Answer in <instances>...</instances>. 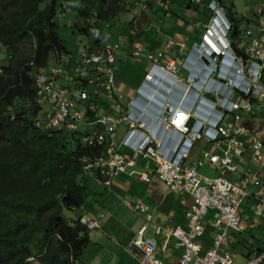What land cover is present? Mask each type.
<instances>
[{"label":"crops","instance_id":"obj_1","mask_svg":"<svg viewBox=\"0 0 264 264\" xmlns=\"http://www.w3.org/2000/svg\"><path fill=\"white\" fill-rule=\"evenodd\" d=\"M168 1L167 12L152 3L143 9L145 1L138 3L135 6L136 9H133L135 13L129 15L114 31H108L113 23L102 27V34L97 36L102 38L104 35L105 43L118 44L112 70L114 97H107V92L101 89L94 92V88L91 87L88 90L91 99L85 101L83 105L81 104L84 102L80 103V107L87 109L86 114L87 118H91L90 121H95L101 116L119 118L132 113L138 120L145 123L144 132L151 139L160 140L162 152L167 157L173 158L182 142L176 133L165 131V114L180 109L195 118L200 114L202 115L201 119L205 120L206 112L201 105L197 106L202 90H199L198 87L189 88L186 86L185 88V84H179L178 81L175 83L172 77L161 73L153 80L145 79L153 64L146 59V55L148 53H163L167 59L177 62L180 68L179 75L185 79L187 77L198 78L200 86L213 87L218 83H213V80L206 77L204 73L206 61L202 63L198 60L188 73L181 68L191 47L203 40V27L211 16L206 7L210 0H204V4L200 8L193 7L190 0ZM217 1L227 12L233 13L234 19L238 14L236 12L238 7L243 9L242 14L245 12L248 20H252L255 10L264 5V0ZM66 9H68V4L64 5L63 10ZM127 13L129 14L131 11ZM62 19L60 20L61 24L64 23ZM234 22L238 23L237 20ZM133 25L137 27L135 33L130 31ZM87 44L88 38L84 45ZM245 45L246 43L242 47ZM135 51L139 52V56L134 58ZM67 55L69 56V54ZM77 58H68L64 71L72 73L76 71L79 67ZM61 59L62 57H57V65H60ZM56 82L59 86L68 87V83L64 79H58ZM224 84L219 81V86L224 87ZM139 89H141L140 102L130 108L129 101ZM90 103L94 105V111L87 108ZM117 103L122 106L124 113H121L117 108ZM159 104L164 106L159 108ZM166 105L169 108L164 110ZM260 105L261 108L255 112L241 113L243 124L248 129V133L237 137L242 148L241 156L232 155L230 157L236 166L235 172H226L223 175L219 171V166H211L203 158L205 152L223 156L228 151L226 138H222L216 145L204 137L197 140L189 150L187 158L184 159V164L188 167H195L200 175L211 178L223 176L234 185H239L240 179L249 171L259 176L264 182V170L259 163L252 159L250 146L254 135L262 140L264 138V117H261L264 113V98L260 100ZM221 125L231 129L234 123L230 116H227ZM81 127L84 132L102 131L99 126H95V129L94 127ZM126 131L127 124L125 122L116 125L114 140L117 143L121 142ZM108 143L109 141L106 140L102 146L105 153H107ZM118 153L125 158L130 156V152L123 147L118 149ZM140 172L152 177L151 184L139 181L137 174ZM81 179L86 185L85 203L80 209L69 210L67 217L75 220L87 218L98 223L99 228L87 230L88 243L81 252L78 262L82 264H139L132 243L137 232L142 227H147L146 238L152 239L157 244L156 257L163 264L179 263L184 252V245L170 232L177 228L187 231L186 213L192 199L186 194L179 195L170 192L156 176V165L152 160L139 157L134 166L113 178L108 187L103 184V178L98 176L95 171L84 173ZM247 192L251 195L256 192V189L249 186ZM253 204L254 201L251 197L243 200L240 209L247 229L241 234L228 231V236L233 237L221 248V250L234 253L237 264H244L250 260L255 251L264 252V217L259 218L252 215ZM213 216L214 212L210 211L204 220L206 226L203 238L204 250L211 247L213 238L223 230L213 226Z\"/></svg>","mask_w":264,"mask_h":264},{"label":"built area","instance_id":"obj_2","mask_svg":"<svg viewBox=\"0 0 264 264\" xmlns=\"http://www.w3.org/2000/svg\"><path fill=\"white\" fill-rule=\"evenodd\" d=\"M155 5L164 11H168V0H152ZM190 4L197 7L203 5V0H190ZM212 17L208 24L204 26V37L201 45L194 48L200 53L199 59L206 60V75L216 77L224 82V87H210L204 90L209 96L214 108H219V128L212 133L208 130H192L188 126L190 115L180 109L166 113L164 117L165 128L174 131L187 138L185 143L191 147L192 141L206 136L210 142L218 143L222 138L228 140V151L223 156L203 154V158L211 165H219V171L224 175L226 172H235L236 166L231 160V156L240 157L242 148L240 147L238 136L248 133V129L243 124L241 113L250 114L261 108L260 100L264 98V85L262 82L264 74V7L255 10L253 16V27H246L242 32L238 23L227 19V10L220 2L211 1L208 4ZM245 14V12L243 13ZM248 18H242V24L247 26ZM235 30L236 35L230 39L231 32ZM227 41L229 49L222 48V44ZM246 41L245 47L242 43ZM117 46L107 44L101 49L95 50L91 55H82L86 63H94L100 72L105 75V90L111 96L113 90L114 77L111 65L114 62V55ZM139 56L138 51L134 53ZM146 59L153 64V71H150L146 78L152 80L154 74L165 73L176 78L179 68L174 60H169L161 52L148 53ZM233 59V64L228 62ZM163 63L165 65H163ZM221 64L224 65L221 66ZM219 65V67H218ZM153 72V73H152ZM58 69H52L48 74H39L36 78V104L45 113L43 122L37 120L36 126L44 127L47 130L58 131L65 127L68 131H74L79 124H85V111L77 106L81 102L88 100L86 91L79 87L66 89L55 84L56 77L59 76ZM87 72L84 70L81 77L86 78ZM195 77H189L188 87L195 84ZM68 81H72L68 77ZM135 101L129 103L133 108ZM117 108L124 113L122 106L117 103ZM88 109L94 111L93 104H89ZM87 111V110H86ZM235 112L233 115L234 126L229 129L223 127L222 121L225 114ZM211 116L209 113L207 114ZM125 122L127 124L128 136L122 145L129 148L132 155L129 159L124 158L116 152V144L113 140L116 125ZM206 123H210V119ZM102 128V133L97 131L83 137V143L89 146L103 144L109 141L107 156L97 158L94 162L83 159L86 163L85 170L95 167L104 178L105 185H109L112 178L125 172L128 166L135 163L137 157L148 158L156 165V175L158 179L171 192L179 195L188 194L192 203L186 213L188 218L187 231L177 228L170 232L184 245V252L178 264H237L235 255L231 251L221 250L233 236H228V231L234 234H241L246 231L247 224L243 219L241 205L244 199L251 197L254 201V208L251 213L254 217H264V182L259 176L248 172L240 179L239 185L219 176L209 178L201 176L195 167H188L184 164V159L188 156V149L180 148L175 157L170 158L161 150L159 139L146 137L143 141H132L139 128H144L145 123L138 120L132 113L119 118L111 116H101L94 123ZM215 126V125H213ZM185 145V146H186ZM252 148V159L259 163L264 170V144L261 138L254 135L250 141ZM139 179L145 183H150L151 178L147 174H139ZM253 186L256 192L251 195L247 188ZM208 211L214 212V226L223 230L213 240L212 248L203 251L202 238L205 227L203 219ZM81 224L89 229L98 227L95 222L82 219ZM147 227L141 228L133 241L137 253L139 264H163L157 259L155 252L157 245L152 239L146 238ZM229 237V238H228ZM244 264H264V252L255 251L253 257Z\"/></svg>","mask_w":264,"mask_h":264},{"label":"trees","instance_id":"obj_3","mask_svg":"<svg viewBox=\"0 0 264 264\" xmlns=\"http://www.w3.org/2000/svg\"><path fill=\"white\" fill-rule=\"evenodd\" d=\"M64 2L76 13L73 28L86 39L93 33L95 43L103 26L138 4ZM58 12L64 17L61 0H0V51L7 58L0 67V264H27L29 258L34 264H71L88 243L87 230L67 213L85 203L82 160L97 158L103 147L80 143L78 131L35 125V77L47 70L52 55L69 54Z\"/></svg>","mask_w":264,"mask_h":264},{"label":"clouds","instance_id":"obj_4","mask_svg":"<svg viewBox=\"0 0 264 264\" xmlns=\"http://www.w3.org/2000/svg\"><path fill=\"white\" fill-rule=\"evenodd\" d=\"M46 1V0H45ZM212 0H210L207 4H206V7H207V9H208V4L211 2ZM213 1H217V0H213ZM150 2L152 3V4H154L153 3V1L152 0H150ZM217 2H219V1H217ZM66 3L64 2V0H62V10L64 9V5H65ZM203 4H204V0H203ZM147 5L148 4H145V8H143V9H146V7H147ZM149 6V5H148ZM202 6V5H201ZM200 7V6H199ZM209 10V9H208ZM64 12H65V10H63ZM210 11V10H209ZM228 13V12H227ZM210 18H209V21H210V19H211V17H212V14H211V12H210ZM63 18V15L60 13V12H58V15H57V20L60 22V20ZM209 21H208V23H209ZM231 22H234L233 21V19H232V21ZM207 23V24H208ZM235 23V22H234ZM206 25V24H205ZM204 25V26H205ZM204 28V27H203ZM102 29V28H101ZM137 29V27L135 26V25H133V26H131V29H130V31L132 32V33H135V30ZM102 34V31H101V33H100V35ZM104 34V33H103ZM236 35V34H235ZM235 37V36H234ZM234 39V38H233ZM233 39H231V40H233ZM105 36L103 35L102 36V38L100 37V40L98 39V42L97 43H95L94 42V39H93V33L91 34V36L88 38V44L87 45H84V47H82V49L80 50V52H79V54H78V58H77V60H78V62H79V67H78V69H76V71H73V73L72 72H67V71H64V68L66 67V66H64L62 69L59 67V65H57L56 64V66H49L48 68H47V70H45V71H43V72H41V73H39V74H48L52 69H58L59 71H60V73H59V76L58 77H56V79H55V84L57 85V80L58 79H64L67 83H68V87H62V86H60V87H62V88H66V89H70V88H73L74 86H76V87H79V88H81L82 90H84V91H86V93L88 94V96H89V98H88V100L87 101H89L90 99H91V94L89 93V88H94V92H97V90H99V89H101V90H104V91H106L105 90V87H104V85H105V82H106V79H105V75H104V73L103 72H100L99 70H98V67L99 66H97L96 64H94V63H90V64H87L86 63V59L85 58H83V54L85 53L87 56H89V55H91L95 50H97V49H101V48H103L105 45H107V44H115L116 46H117V50H116V53H117V51H118V44H116V43H114V42H112V43H105ZM203 41V40H202ZM202 41L201 42H198V43H195L192 47H191V49L188 51V53H187V58L184 60V62H183V64H182V66H181V68H183L184 70H186L187 71V73L189 72V70H191L194 66H195V64H196V62L199 60V61H201L202 63H203V61H206L205 59L204 60H200L199 59V56H200V53L198 52V51H196L195 50V48H194V46L195 45H201L202 44ZM93 42V43H92ZM225 44H222V48H224V49H229V46H227L228 45V42L227 41H225L224 42ZM135 52H137V51H135ZM134 52V53H135ZM116 53H115V55H114V62H115V56H116ZM134 53H133V56H134V58L135 57H138V56H135L134 55ZM139 53V52H138ZM59 57H61V55L59 56ZM114 62L112 63V65H111V69L113 70V64H114ZM176 62V61H175ZM207 62V61H206ZM228 62L229 63H231V64H233V59H228ZM56 63H57V61H56ZM177 63V62H176ZM208 63V62H207ZM163 65H165L164 63H163ZM178 66V65H177ZM221 66H223L224 67V65L223 64H221ZM0 67H1V65H0ZM218 67H219V65H218ZM179 68V67H178ZM86 71L87 72V75H86V78H83V77H81V73H82V71ZM150 71H153V65H152V67H151V69H150ZM113 73V72H112ZM153 73V72H152ZM179 73H180V68H179V71H178V74H177V76H176V78H174L173 76H170V75H168V76H170V77H172V79L175 81V83L178 81L179 82V84H185V88H186V86H188L189 85V83H188V79H189V77H187L186 79H185V77H182L181 75H179ZM204 73H206V69H205V71H204ZM39 74H37L36 75V77H35V85H36V78H37V76L39 75ZM160 73H158V74H154V76H153V79H155L156 77H157V75H159ZM161 74H164V75H166L165 73H161ZM206 75V74H205ZM68 77H71L72 78V81H68ZM206 77L208 78V79H211V80H213L214 82L213 83H218V85H216V86H213V87H219V79L217 78L216 79V77H214V76H212V77H208L207 75H206ZM263 77H264V74H263ZM145 79H147L146 77H145ZM152 79V80H153ZM184 81V82H183ZM177 82V83H178ZM198 82H199V79L197 78L196 80H195V84H194V86H192V87H198L199 88V90H202V94L200 95V98L198 99V104H197V106H199V105H201L202 106V109H204V111L206 112V114L204 115V116H207V118L205 119V120H203V119H201V116L202 115H200V114H198L196 117L197 118H195V117H193L192 115H190V118H189V121L191 120V119H193L194 118V123H193V125L192 126H189L190 128H192V130H196V129H198L199 131L200 130H202L204 133H206L208 130H211L212 131V133H214V132H216V128L218 129L219 128V108L218 109H216V108H214L213 107V105H212V103H211V100H210V98H209V96H207L206 94V92L204 91V90H206V89H208V88H210L211 86H200L199 84H198ZM59 86V85H58ZM37 88V87H36ZM37 92V91H36ZM107 92V91H106ZM140 92H141V89H139V90H137V93H136V95L129 101V103L133 100V101H135V106L140 102ZM94 94V93H93ZM107 97H109V98H112V97H114V95H113V93H112V95L110 96L108 93H107ZM35 99H36V97H35ZM25 103V102H24ZM23 103V104H24ZM82 103V102H81ZM35 104H36V102H35ZM83 104H85V102L84 103H82L81 105H83ZM90 104H92V103H90ZM37 105V104H36ZM80 104L77 106L78 108L81 106ZM163 104H159L158 105V107L159 108H162L163 106H162ZM38 106V105H37ZM39 107V106H38ZM40 108V110H39V117L37 118V119H35V125H36V122H37V120H40V121H42L43 122V120H44V117H45V113H44V111L41 109V107H39ZM88 108V107H87ZM169 107L166 105L165 107H164V110H167ZM80 110H84L85 111V114H86V110L87 109H84V108H81L80 107ZM177 110V109H176ZM186 112V111H185ZM210 114L211 116H209V115H207V114ZM189 114V113H188ZM192 116V117H191ZM88 117V115L86 114V117H85V124H79L77 127H76V129L74 130V131H69V132H77V131H80L79 130V128L81 127V126H87V127H94V129H95V126H97V125H88L89 123H94V122H96V120L95 121H90V119L91 118H87ZM100 118V117H99ZM208 118L210 119V122H211V124L210 123H206V121H208ZM196 120V121H195ZM188 121V122H189ZM213 125H215V126H213ZM36 127H38V128H40V129H43V130H46V131H51V130H47L45 127H44V124H42L41 126H36ZM164 128H165V126H164ZM63 129H65V130H67L65 127H63L62 129H60V130H63ZM146 128L144 127V128H139L138 130H137V132H136V134L134 135V137H133V142L134 141H139V142H141V141H143L146 137H149L145 132H144V130H145ZM60 130H58V131H60ZM68 131V130H67ZM96 131V130H95ZM95 131H92V132H81V133H79L80 134V143L82 142L83 143V137L85 136V135H87V134H90V133H93V132H95ZM165 131H167V132H171V133H176V132H174V131H168V130H166V128H165ZM52 132H55V131H52ZM98 133H102L103 131H101V132H99V131H97ZM177 135H179V138H181V145H180V150H179V152L183 149V148H189V147H187V145L185 144L186 142H187V138L186 139H184L183 140V137L180 135V134H178V133H176ZM127 136H128V129H127V131H126V133H125V136H124V138L122 139V141L121 142H119V143H117L115 140H114V137H113V140H114V142H115V144H116V152L118 153V149L120 148V147H123V148H126L129 152H130V156H129V158L131 157V155H132V152L130 151V149L129 148H127V147H125V146H123L122 145V142H124V140H126L127 139ZM204 138H206L207 140H209L206 136H203ZM202 137V138H203ZM150 138V137H149ZM202 138H200V139H202ZM151 139V138H150ZM200 139H197V140H200ZM197 140H195V141H192V145L197 141ZM160 141V140H159ZM210 143H212V142H210ZM84 144V143H83ZM212 144H214V145H216V144H219V141H218V143H212ZM84 145H86V144H84ZM186 145V146H185ZM192 145H191V147H192ZM86 146H89V145H86ZM97 146H104V143L103 144H96V145H93V146H91V147H97ZM109 145H107L106 146V148L108 147ZM90 147V146H89ZM191 147L188 149V154H189V150L191 149ZM108 149V148H107ZM178 152V153H179ZM209 153V152H208ZM120 154V153H119ZM210 155H211V153H209ZM121 155V154H120ZM102 156H106V158H108V156H107V153H105V152H103V154H101L100 156H98L97 158H99V157H102ZM123 156V155H122ZM216 156H218V155H216ZM124 157V156H123ZM97 158H95V159H93V160H90V159H87V158H84V159H87L89 162H94ZM125 158V157H124ZM129 158H126V159H129ZM139 157H137L136 158V160L138 159ZM140 158H142V157H140ZM142 159H145V158H142ZM136 160H135V163H136ZM83 161V160H82ZM208 163H209V161L208 160H206ZM135 163H134V165H135ZM210 164V163H209ZM84 167H83V173H90V172H93V171H97V175L98 176H101L102 178H103V176L99 173V169L97 168V167H95V168H93V169H90V170H85V167H86V163H84ZM134 165H132V166H134ZM211 165V164H210ZM132 166H128L127 168H126V170H125V172H127V169L129 168V167H132ZM211 166H219V165H211ZM125 172H123V173H125ZM122 174V173H121ZM120 174V175H121ZM139 174H144V173H138L137 174V178L139 179ZM119 176V175H118ZM118 176H116V177H118ZM150 176V175H149ZM157 176V175H156ZM201 176H204V175H201ZM158 177V176H157ZM205 177H207V176H205ZM115 178V177H114ZM150 178H151V182H152V177L150 176ZM209 178H211V177H209ZM218 178V177H217ZM113 179V178H112ZM112 179H111V181H110V184H111V182H112ZM139 181H141L140 179H139ZM141 182H143V181H141ZM151 182L150 183H145V182H143V183H145V184H151ZM103 184L105 185V183H104V178H103ZM109 184V185H110ZM109 185H105V186H109ZM171 192V191H170ZM185 195V194H184ZM186 195H188V194H186ZM190 196V195H189ZM210 211H208V213H209ZM213 212V211H212ZM208 213H207V215H208ZM207 215H206V217H207ZM205 217V218H206ZM205 218L203 219V225H204V227H205V229H206V226H205V222H204V220H205ZM213 218H214V216H213ZM82 219H87V218H81V219H79V223H80V225L82 226V227H84L86 230H91V229H89V228H87V227H85V226H83L82 224H81V220ZM88 220V219H87ZM90 221V220H89ZM91 222H94V221H91ZM96 223V222H95ZM97 225H98V223H96ZM213 226H214V219H213ZM215 227V226H214ZM95 228H99V225H98V227H95ZM143 228V227H142ZM217 228V227H216ZM94 229V228H93ZM146 230H147V228H146ZM138 233V232H137ZM204 234H205V232H204ZM137 235V234H136ZM218 234H216V236H217ZM145 236V235H144ZM146 237V236H145ZM203 238H204V236H203ZM203 238H202V246H203V251H206V250H208L209 248H212V246H213V241H212V245H211V247H209L208 249H206V250H204V244H203ZM215 238V237H214ZM214 238H213V240H214ZM135 239V238H134ZM149 239V238H148ZM134 241V240H133ZM132 245H133V243H132ZM157 245V244H156ZM133 247H134V245H133ZM258 252H261V251H258ZM155 255H156V252H155ZM183 255V254H182ZM136 257H137V255H136ZM182 257V256H181ZM158 259V258H157ZM138 260V259H137ZM162 262V261H161ZM35 263V259L34 258H29V259H27V264H34ZM163 263V262H162ZM71 264H82V263H80V262H78L77 260H74V261H72L71 262Z\"/></svg>","mask_w":264,"mask_h":264},{"label":"rangeland","instance_id":"obj_5","mask_svg":"<svg viewBox=\"0 0 264 264\" xmlns=\"http://www.w3.org/2000/svg\"><path fill=\"white\" fill-rule=\"evenodd\" d=\"M137 1H138V3L145 2V0H137ZM230 1H234V0H230ZM236 3H237V1H236ZM260 7H264V5H262ZM236 12H238V14L235 16V20H237L238 25L240 26V31L242 32L246 28V26L242 24V18H247V17H246V14H242L243 9H241L240 7H238L236 9ZM134 13H135V11L131 10V13H129V14L124 13V14L118 16L117 18H115L112 22L113 23L111 25L112 27L108 31L109 32L114 31L122 23V21L126 20L129 17V15H132ZM62 20L64 21L63 25H65V27L63 28V33H61V36H63L67 40V49H68L69 56L65 53L61 55L62 59H61L60 65H59V67L61 69L64 66H67L68 58H72V59L77 58V55L79 54L83 45L87 42V39L82 34L78 33L73 28L74 25L76 24L77 18H76V13H75L72 5H68V9L65 10V16L63 17ZM71 28H73V29H71ZM245 43H246V41H244V43L242 45H244ZM120 60L123 61V59H120ZM56 61H57V56L52 55L51 59H50V66L51 65L56 66V64H57ZM6 62H7V58H4V55L2 56L1 51H0V65L3 66L6 64ZM234 114H236V113L235 112L227 113V114H225L224 119H226L227 116H230V119H232V121H233V115ZM261 117H264V113L262 114ZM79 130H80V131H78L79 133L84 132L82 127H80Z\"/></svg>","mask_w":264,"mask_h":264},{"label":"water","instance_id":"obj_6","mask_svg":"<svg viewBox=\"0 0 264 264\" xmlns=\"http://www.w3.org/2000/svg\"><path fill=\"white\" fill-rule=\"evenodd\" d=\"M227 19H228L229 21H232V16H231V14H230L229 12L227 13ZM235 34H236V31L233 30V31L231 32L230 39H233L234 36H235ZM193 123H194V119H191V120L188 122V125H189V126H192Z\"/></svg>","mask_w":264,"mask_h":264}]
</instances>
